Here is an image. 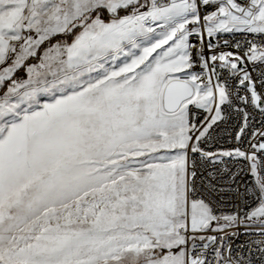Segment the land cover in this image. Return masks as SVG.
Masks as SVG:
<instances>
[{
	"label": "snow or ice",
	"instance_id": "1",
	"mask_svg": "<svg viewBox=\"0 0 264 264\" xmlns=\"http://www.w3.org/2000/svg\"><path fill=\"white\" fill-rule=\"evenodd\" d=\"M236 33L252 37L243 54L215 52ZM248 64L264 89V0H0V264H213L210 245L215 264H264V246L242 258L224 244L237 224L264 235V142L201 147L231 112L238 142L246 107L264 116ZM189 149L249 161L255 205L215 206L226 189L209 181L189 213Z\"/></svg>",
	"mask_w": 264,
	"mask_h": 264
},
{
	"label": "built area",
	"instance_id": "2",
	"mask_svg": "<svg viewBox=\"0 0 264 264\" xmlns=\"http://www.w3.org/2000/svg\"><path fill=\"white\" fill-rule=\"evenodd\" d=\"M250 35L245 34H222L217 38H212L211 43L217 45L215 52H239L243 54L245 50V40L251 39ZM193 42H196V39H192ZM224 41H228L227 44ZM239 41L241 43V48L236 49L234 44ZM209 42V38L205 37V47L204 53L205 55H211L213 53L209 52L207 44ZM219 64V62H217ZM248 69L251 71V74L254 78H256V86L257 91H264L261 88L258 75L260 68L257 67L255 71H252V65H246ZM219 71V67H217ZM193 71L199 73L202 69L197 62L196 66L193 68ZM224 76H227L228 73L225 71L223 73ZM230 84H235L234 80H229ZM241 94H244L243 90H241ZM241 107H245L244 105H240ZM246 110L249 112L248 117V126L245 129L244 134L242 135L240 141L236 140V133L239 131L241 125L244 123L242 114H238L235 112L230 113V119L226 122H218L217 125H214V131L212 132L213 139L210 142H202L201 147L204 148L205 151H227L232 150L239 147L242 151L246 153H251L255 151L252 148L253 144H259L264 142V136L257 134L253 136V132H264V116L261 115L260 111L252 106H247ZM190 114H195V122L199 124V121L203 120L208 113H206L202 109H196L194 106H190ZM257 157L261 161V174H264V152H257ZM195 162V168H193L192 162ZM188 169L189 172L195 171L196 177L194 186L196 189V195H190V199H198V198H207V185L209 181L215 184L217 190L220 188L226 189L225 192L220 193L217 191L213 194V202L215 206L222 207L225 211L233 209L235 206H239L241 209L247 210L248 208L255 205V200L252 196L246 193V187L252 186L254 183V178L250 174V166L249 161L242 158L235 157H219V160L216 163H213L211 160L202 159L200 153H192L189 149L188 152ZM223 169H227V171H223ZM209 173H213L215 179L209 176ZM233 173H237L235 179H233ZM191 181V177H189ZM191 187V184H190ZM243 213H241L242 215ZM246 225L237 224L234 229H230L229 231H234L238 233L237 235H230L227 237V240L224 242L226 248L228 245L231 246L233 257L240 256L242 258H246L250 254V250L252 253H255L256 248L258 246H264L261 242L264 241V235H261L256 230H249L246 232ZM187 235L191 236L193 233L189 228V232ZM199 237L203 236H223L224 233L213 232L211 230L199 231L194 234ZM190 242V241H189ZM193 242L197 245L195 252H199L202 247V243L199 239L195 241H191L188 243V247L191 248ZM221 242L218 239L216 244L219 245ZM212 247L207 251V259L214 261V252L212 251ZM227 250L225 251V255H227Z\"/></svg>",
	"mask_w": 264,
	"mask_h": 264
},
{
	"label": "rangeland",
	"instance_id": "3",
	"mask_svg": "<svg viewBox=\"0 0 264 264\" xmlns=\"http://www.w3.org/2000/svg\"><path fill=\"white\" fill-rule=\"evenodd\" d=\"M61 38H62V37H56L55 39H61ZM70 39H71V38L69 37V40H70ZM53 42H55V40H53ZM41 51H42V49H41ZM35 62H36L35 59H30V60L28 61V63H35ZM0 67H2V66H0ZM15 78H17V79H24V78H26L25 73H24V70H23V69L18 70L17 73L15 74ZM7 83H8V82L5 83V86L0 87V95H2L4 91H6ZM191 200H192V199L189 198V213H190V210H191V209H190ZM214 226H215V225H213V227H214ZM189 228H190V215H189ZM189 241L191 242L192 240H189ZM189 241H188V243H190Z\"/></svg>",
	"mask_w": 264,
	"mask_h": 264
},
{
	"label": "bare ground",
	"instance_id": "4",
	"mask_svg": "<svg viewBox=\"0 0 264 264\" xmlns=\"http://www.w3.org/2000/svg\"><path fill=\"white\" fill-rule=\"evenodd\" d=\"M236 34H242V33H236ZM192 39H196L195 37H193ZM204 47H205V43H204Z\"/></svg>",
	"mask_w": 264,
	"mask_h": 264
},
{
	"label": "water",
	"instance_id": "5",
	"mask_svg": "<svg viewBox=\"0 0 264 264\" xmlns=\"http://www.w3.org/2000/svg\"><path fill=\"white\" fill-rule=\"evenodd\" d=\"M212 40V39H211Z\"/></svg>",
	"mask_w": 264,
	"mask_h": 264
}]
</instances>
